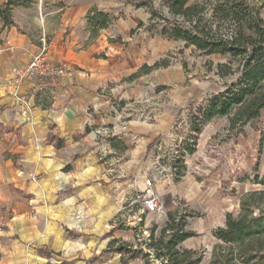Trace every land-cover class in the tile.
I'll return each mask as SVG.
<instances>
[{"label": "crops", "instance_id": "0c3cea01", "mask_svg": "<svg viewBox=\"0 0 264 264\" xmlns=\"http://www.w3.org/2000/svg\"><path fill=\"white\" fill-rule=\"evenodd\" d=\"M92 9L115 21L88 44ZM11 18L16 27L0 21V264H86L100 239H116L108 234L149 146L169 135L200 87L180 84L186 78L178 63L164 77L153 72L170 43L145 31V8L41 0L13 7ZM43 33L50 60L72 71L54 83L14 86L11 71L40 52ZM103 129L110 134H95ZM49 134L63 147L48 144Z\"/></svg>", "mask_w": 264, "mask_h": 264}, {"label": "rangeland", "instance_id": "374dc122", "mask_svg": "<svg viewBox=\"0 0 264 264\" xmlns=\"http://www.w3.org/2000/svg\"><path fill=\"white\" fill-rule=\"evenodd\" d=\"M149 1L155 16L152 21L148 20L145 31L170 43L167 55L157 62V67L151 69L154 73L158 72L161 78L164 77L168 65L180 64L186 78L180 84L197 82L195 85L200 87L201 97H196L195 102L186 104L177 112L174 122H180V127L174 135L166 138L164 142L158 139L149 146L142 160L143 172L131 180L129 198L122 199L119 208H124L117 213L112 223L114 228L108 234L113 236V231L115 232V243L109 246V243L106 244L105 240L100 239V249L96 248L98 245L95 246L98 254L93 253L86 260V264H122V258L126 260V264H160L161 260L155 257L147 245L150 243V231H154L156 238L168 222L169 213L183 216L184 229L193 234L177 246L178 250L194 252L201 257L199 264H208L212 249L218 243L214 233L225 227L226 215L236 218L241 213V198L262 190V187L254 184V177L258 175L259 168L264 166V110L259 119L245 124L237 123L231 127L229 117L224 116L202 125L199 135L193 131V126L199 124L197 116L206 104L223 92L227 84L240 77L244 57L233 59L230 55H204L193 46L185 47L182 40L162 36V28H172L166 26L162 18H176L169 13L164 0ZM239 1L258 9L259 16L264 20V0H229L228 4ZM119 2L134 7L140 0ZM32 3L29 2L26 7H31ZM36 3L38 4V0ZM224 3L226 0H188L189 5L199 4L204 7V18L214 30L223 25L218 10ZM145 9L150 17L151 11L149 8ZM223 28H227V25L224 24ZM88 31V44H91L98 31H91L90 28ZM220 65L223 68L218 72ZM148 70L150 69L145 71ZM171 75L169 72V80L174 81ZM261 86H264V81ZM115 149L120 150V147L115 145ZM146 177L155 180L161 215L147 213L139 203V190ZM257 202L258 207H250L252 217L264 215V198ZM108 235L105 234L103 238ZM71 238L76 244V236ZM79 246L84 256L89 253L84 245ZM120 248H130L134 258L129 259V254L122 252ZM83 260L77 258L75 264H80L78 261Z\"/></svg>", "mask_w": 264, "mask_h": 264}, {"label": "trees", "instance_id": "16d2710c", "mask_svg": "<svg viewBox=\"0 0 264 264\" xmlns=\"http://www.w3.org/2000/svg\"><path fill=\"white\" fill-rule=\"evenodd\" d=\"M36 1L7 0L6 3L0 4L2 25L16 27L11 18L12 8L26 7L29 2ZM239 2L228 4L229 0H226V3L220 6L218 15L227 28L219 25L214 30L204 18V7L199 4L189 5L188 0H164L169 13L176 19L162 18L166 26L172 27L162 28V36L182 40L185 47L193 46L204 55H230L233 59L244 57L240 77L227 84L226 89L200 111L197 116L199 124L193 126L196 135L201 132L202 125L214 118L227 116L230 126L234 127L237 123L245 124L259 119L264 110V86H261L264 81V20L259 16L258 9ZM134 7L149 8V21L153 20L155 11L149 0H140ZM86 21L91 31H98L112 25L115 17L90 10ZM157 66V63L153 65ZM221 68L223 66H218V72L219 69L222 71ZM46 141L57 149L64 145L62 140L52 134L48 135ZM109 141L111 143L112 139ZM254 184L262 187V190L244 195L240 200L241 213L236 218L230 214L226 215L225 227L215 231L214 236L218 243L212 249L208 264H264V215L250 216V207H258L257 201L264 198V175H255ZM167 217L168 222L156 238L154 231H150V243L147 247L161 260L160 264H199L201 257L198 254L179 251L177 248L180 243L193 236L184 229V217L178 216L177 213H169ZM114 243L115 240L110 241L109 246ZM120 250L127 252L129 259L134 258L130 248ZM40 253L45 252L41 250ZM120 261L126 264L125 259Z\"/></svg>", "mask_w": 264, "mask_h": 264}, {"label": "built area", "instance_id": "2783aa9c", "mask_svg": "<svg viewBox=\"0 0 264 264\" xmlns=\"http://www.w3.org/2000/svg\"><path fill=\"white\" fill-rule=\"evenodd\" d=\"M38 4L41 6V0H38ZM48 50L49 44L46 41L45 34L43 33L41 36L40 52L35 55L25 67L15 68L11 71L13 77L12 83L14 86L21 85L25 81L40 84H44L48 81L54 83L72 71L67 64H57L52 62L48 56ZM179 124L180 122L178 121L174 122L169 135L164 138H160V141L164 142V140H167L166 138L174 135V132L178 130V127H180ZM95 134L109 135L110 133L107 129H103L96 131ZM139 191L141 193L139 203L143 206L144 210L149 214L161 215L162 209L160 206V198L155 188V180L147 177L144 178L142 187ZM123 208L124 207L121 206L118 209V212H120Z\"/></svg>", "mask_w": 264, "mask_h": 264}]
</instances>
